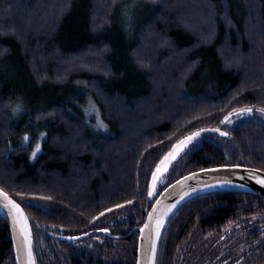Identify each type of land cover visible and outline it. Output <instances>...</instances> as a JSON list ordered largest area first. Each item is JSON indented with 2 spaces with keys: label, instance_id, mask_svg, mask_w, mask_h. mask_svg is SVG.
Listing matches in <instances>:
<instances>
[{
  "label": "trees",
  "instance_id": "16d2710c",
  "mask_svg": "<svg viewBox=\"0 0 264 264\" xmlns=\"http://www.w3.org/2000/svg\"><path fill=\"white\" fill-rule=\"evenodd\" d=\"M251 107L264 108V0H0V188L31 219L37 264H137L139 227L173 181L264 170V121L225 124ZM201 129L218 139L193 137L153 190L157 164ZM223 245L264 261V197L189 199L157 264L199 263ZM0 264H16L2 214Z\"/></svg>",
  "mask_w": 264,
  "mask_h": 264
},
{
  "label": "water",
  "instance_id": "95a60500",
  "mask_svg": "<svg viewBox=\"0 0 264 264\" xmlns=\"http://www.w3.org/2000/svg\"><path fill=\"white\" fill-rule=\"evenodd\" d=\"M216 129L220 128H213L211 130L216 131ZM201 133L202 131H200L199 134ZM203 169L205 171H201V169H199L190 172L193 175H189L190 173H187L181 176L180 178L169 184L156 198L155 202L147 213L145 222L142 226L139 227L137 264H148V258L151 254V245L153 240L156 244L155 264H157L159 245L165 227L172 215L176 212V210L189 199L207 192L222 190L241 191L257 194L259 196L264 197V183H260V180L258 179L264 178V170L260 168L241 164H232L226 166L218 165ZM151 185H153V179L151 181ZM8 195L12 197L9 193ZM12 199L16 200L14 197H12ZM16 202L20 204L19 201L16 200ZM20 206L23 209L24 214L28 218L32 257L34 260V264H37L34 252V232L31 219L25 208L21 204ZM0 214H2L6 218L10 226L12 240L14 244L16 264H28L26 252L21 250V240L23 239V237L19 231L18 225L15 224L13 221L12 214L10 213L9 209L4 205H0ZM157 219H162L163 221L159 228L158 237L156 235ZM104 230L105 229H100L98 230V232H108V230ZM84 236H87V234L66 236V238L80 239ZM18 253L20 257L19 259H17Z\"/></svg>",
  "mask_w": 264,
  "mask_h": 264
},
{
  "label": "snow or ice",
  "instance_id": "6c2138e0",
  "mask_svg": "<svg viewBox=\"0 0 264 264\" xmlns=\"http://www.w3.org/2000/svg\"><path fill=\"white\" fill-rule=\"evenodd\" d=\"M19 107H20L19 104H17L12 109V111L13 112L18 111ZM237 111L239 112V114H243L244 112H252L253 109L252 108H241L239 110H236V109L233 110V112H237ZM259 111L264 112V108L259 109ZM233 112H230L228 116L224 117L225 121H228L229 116H231ZM96 127L106 129L107 125L104 124V122L100 120L99 117H97ZM200 131H203V130L201 129V130H198L197 132H193L189 136H185L183 139L177 141L176 144L172 145V149L165 155L161 163L157 164L156 171L152 173L153 190L155 189V183L157 181L158 175L161 172L166 170L167 164L171 162V160L175 159L177 153H179V151L184 147V145H186L190 140H192L193 137L198 136ZM216 131H220V129H216ZM223 134L227 135V133H223ZM41 135H43V133H41ZM24 140L25 141L29 140V136L27 133H25L24 135ZM39 148H40V144L39 142H37V144L35 145L33 149L32 156L36 155ZM201 171H205V170L201 169ZM189 175H193V174L190 173ZM258 179L260 180V183H264V178H258ZM149 195H152L151 191L149 192ZM0 205H4L5 207H7L10 213L12 214L13 221L15 224L18 225L19 231L23 237V239L21 240V250L26 252L28 264H34V260L32 257V250H31V238H30V229L28 226V218L24 214L23 209L21 208L20 204L16 202V200L12 199V197H10L8 193L3 191L2 189H0ZM95 218L96 217H93V219ZM162 222H163L162 219H157L156 221L157 237L159 236V228ZM104 231H107V229H105ZM19 258L20 257L18 253L17 259ZM155 260H156V244H155V241L153 240L152 245H151V254L148 258V264H155Z\"/></svg>",
  "mask_w": 264,
  "mask_h": 264
},
{
  "label": "flooded vegetation",
  "instance_id": "af4514ba",
  "mask_svg": "<svg viewBox=\"0 0 264 264\" xmlns=\"http://www.w3.org/2000/svg\"><path fill=\"white\" fill-rule=\"evenodd\" d=\"M258 231L253 232L256 234ZM246 231L242 234L244 235ZM252 233V234H253ZM218 244H225L228 242H223L221 239L218 240ZM183 264H192L189 262ZM194 264H264L262 260H253L249 256V252H247L244 248L236 251L234 249H227L224 245L217 248V253H213L208 255L206 258H202L199 260V263Z\"/></svg>",
  "mask_w": 264,
  "mask_h": 264
},
{
  "label": "rangeland",
  "instance_id": "374dc122",
  "mask_svg": "<svg viewBox=\"0 0 264 264\" xmlns=\"http://www.w3.org/2000/svg\"><path fill=\"white\" fill-rule=\"evenodd\" d=\"M253 109L252 112H244L243 114H239V112H234L231 116H229L228 121H225L226 125H232L234 122L241 120L243 118L246 117H255V118H259L261 120L264 121V112L259 111V107H251ZM212 138L215 139L218 137H216L214 134L210 133V132H204L201 135H198L197 138L198 140H202L203 138Z\"/></svg>",
  "mask_w": 264,
  "mask_h": 264
}]
</instances>
